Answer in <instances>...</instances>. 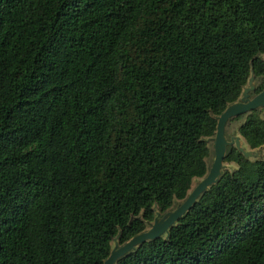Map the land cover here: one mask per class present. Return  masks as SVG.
Wrapping results in <instances>:
<instances>
[{"label": "trees", "instance_id": "trees-1", "mask_svg": "<svg viewBox=\"0 0 264 264\" xmlns=\"http://www.w3.org/2000/svg\"><path fill=\"white\" fill-rule=\"evenodd\" d=\"M250 67L260 90L264 0H0V264H102L205 172ZM237 130L264 141L256 109ZM224 160L114 264H264V156Z\"/></svg>", "mask_w": 264, "mask_h": 264}, {"label": "water", "instance_id": "water-1", "mask_svg": "<svg viewBox=\"0 0 264 264\" xmlns=\"http://www.w3.org/2000/svg\"><path fill=\"white\" fill-rule=\"evenodd\" d=\"M255 79L250 67L246 82L242 85L238 98L227 103L219 113L213 114L215 118L213 135L202 137L205 142L208 139H211L212 141V158L208 164V161L205 157V172L201 176L192 177L189 187L187 188L185 195L181 199L174 200L173 203L162 213H159V211L155 209L152 219L145 222L146 226L142 230L134 233L120 244H118L117 242V237L119 234L117 232L112 237L109 252L103 259L102 264H114L117 258L124 255L128 251L133 250L138 244L145 240L157 236L167 237L169 227L175 224L177 219L181 217L193 205L198 196L204 190L208 189L211 184L215 183L218 180L222 169L225 168L223 167V160L225 152L227 151L229 146H234L247 159H249V157H254L249 160L258 159L264 156V154L262 156L256 155V147H259L261 144L253 147L254 149L245 148L241 144L240 137L243 138V141L246 142V140L238 132V130L237 134H230L228 135V137L225 136L224 130L225 124L230 118L239 114L247 113L252 109L264 106V86L253 95L250 94V92L255 88ZM241 122H239V124ZM247 145L249 146L248 143ZM235 167L236 163L234 162V166L227 167V169L231 170Z\"/></svg>", "mask_w": 264, "mask_h": 264}, {"label": "rangeland", "instance_id": "rangeland-1", "mask_svg": "<svg viewBox=\"0 0 264 264\" xmlns=\"http://www.w3.org/2000/svg\"><path fill=\"white\" fill-rule=\"evenodd\" d=\"M255 79V77H254ZM256 80V79H255ZM254 80V82H255ZM256 113L257 115L260 117V118H263L264 119V106H261L259 108H256ZM246 113L244 114H240L237 118L233 119V118H230L227 123L225 124V136L228 137V135L230 134H237V125L239 124V122H241L243 119H244V116H245ZM243 138L240 137V141H241V144L245 147V148H252L254 149L253 147H249L247 145V143L245 141L242 140ZM207 143V146H208V154L206 156V159L208 161V164L209 162L211 161V158H212V152H211V149H212V141L211 139H208L206 141ZM256 155L258 156H262L264 154V141L261 143V145L259 147H256ZM254 157H249V159H252ZM230 166H234V162H231V161H227V160H223V167L227 168V167H230ZM196 180V179H194ZM194 182V181H193ZM193 184V183H192Z\"/></svg>", "mask_w": 264, "mask_h": 264}, {"label": "flooded vegetation", "instance_id": "flooded-vegetation-1", "mask_svg": "<svg viewBox=\"0 0 264 264\" xmlns=\"http://www.w3.org/2000/svg\"><path fill=\"white\" fill-rule=\"evenodd\" d=\"M258 91V90H257ZM257 91H254V89L250 92L251 95H253L254 93H256Z\"/></svg>", "mask_w": 264, "mask_h": 264}]
</instances>
